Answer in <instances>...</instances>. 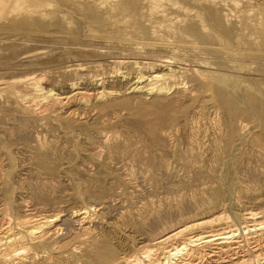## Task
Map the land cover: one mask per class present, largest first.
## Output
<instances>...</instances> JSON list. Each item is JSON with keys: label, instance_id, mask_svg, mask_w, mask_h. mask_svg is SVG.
Returning a JSON list of instances; mask_svg holds the SVG:
<instances>
[{"label": "rangeland", "instance_id": "obj_1", "mask_svg": "<svg viewBox=\"0 0 264 264\" xmlns=\"http://www.w3.org/2000/svg\"><path fill=\"white\" fill-rule=\"evenodd\" d=\"M14 3L0 0V227L60 214L61 229L41 246L2 241L6 264H98V250L130 264L156 239L217 215L170 244L244 222L257 230L241 236L264 241V0L246 5L249 24L262 17L248 31L231 2L162 0L174 21L155 33L145 19L106 28L107 11L76 10L75 0ZM162 58L172 61L162 71L175 69L156 84L167 90L129 92ZM33 77L58 93L71 82L95 93L96 79L117 93L34 115L24 104L38 96ZM203 245L188 252L214 247Z\"/></svg>", "mask_w": 264, "mask_h": 264}, {"label": "bare ground", "instance_id": "obj_2", "mask_svg": "<svg viewBox=\"0 0 264 264\" xmlns=\"http://www.w3.org/2000/svg\"><path fill=\"white\" fill-rule=\"evenodd\" d=\"M22 1L23 0H14L15 3L11 8L15 9L18 6L22 5L20 4ZM226 1L232 3L233 10H236L238 13L241 12L235 17L236 19H238L237 21L242 22L239 23L242 25L243 30H247V28H249L250 26L256 27L259 25L260 22L258 18L261 17L260 15L258 16V18L256 17H255L256 19L254 18L255 19L254 22L249 24L250 22L249 18L250 15L252 16V12H254L253 11L254 9L246 8V5L251 3L253 0H213L215 4L218 3L222 4L223 2ZM75 2L77 3L78 6L76 7V10H82L87 12L88 10L91 11L93 9L94 11L95 10L94 7H96L98 9L107 11V13L110 14L108 17L111 18V20L114 22L112 23L110 20V22L106 21L100 24L106 28H109V26L113 28L114 26L119 25L121 23L122 24L124 23V25H129L128 23H130V21L132 23L135 20L139 21L145 19V21H148L150 28L155 29L154 31L155 33L156 29L162 30V28H164V30H171L170 25L165 22L174 21V19L170 18L167 15V11L162 3V0H142V2L146 3L147 6L149 7L148 13L146 15L139 14V10L136 11L134 10L135 8H137V6L138 9L140 8L139 6L140 3H138L139 0H121V2L119 1L118 3H116V0H75ZM4 15H5L4 13L0 14V19H2ZM108 17L106 19H109ZM102 19L103 18L98 17V15L96 14L95 22L97 23L102 22L101 21ZM113 19H116L118 22ZM156 19L161 20L159 25L154 24ZM228 19L231 20V18L229 17ZM250 20L252 21V19ZM178 21L181 22L179 18ZM93 36L98 37L99 39L102 40L108 38L105 34L93 35ZM159 62L160 63H157L158 70L152 72L150 76L147 77L143 73H141L140 75L138 74L137 79H135L134 82L129 86V92L147 91L149 93H152L156 90L160 92L163 90H167V87L156 84L160 81L164 82L167 81L168 79H171L174 76L173 71H175V69L173 70L168 69L167 72L162 71L164 68L167 69L169 67V64L172 62L171 60H169V58H162L159 60ZM30 80L32 81L29 83L28 88L33 89L34 91L36 90L38 96L34 97L33 99L25 98L24 104H26L25 106L29 108L30 113L34 115H37L39 113H43L42 115H45L44 114L45 111L51 115L52 113L54 114L58 112V109H62V108H63L62 110H64V108L70 109L78 105L88 104L92 102L94 99L97 100L107 95L112 96L117 93L113 89L107 90L105 86H103L104 82L102 81V79H96V81H93V88L96 89V91L98 90L95 93L89 91V89L80 87L79 82L69 83L66 86L68 88L67 92L58 93L53 88H48V89L45 88L42 85L43 84L41 82L42 80L40 79L33 77ZM147 80H151V82L147 85L143 84L144 81ZM1 84L3 85L4 88L9 86L8 85L9 83L5 81L1 82ZM36 105H39L38 108L35 107ZM75 109L76 108H74V110ZM79 211H80L79 214L82 216V219L83 218L86 219V214L88 213V210L83 209ZM26 215L27 216H25L24 218L20 217L15 219L9 228L7 227L4 228L2 226L0 227V243L2 241L6 244L20 243L21 245L23 244L25 245V247L28 248L41 246L48 239L57 235L61 229L60 224L57 222L60 219L59 218L60 214H53V215L47 214L45 216L40 215L38 217L31 214L30 215L26 214ZM242 215L244 219L259 218V216H257L258 213L255 211H247ZM221 218H222L221 216L217 215L210 219H201L184 224L183 226L179 227L178 229H175L166 236L156 239L153 242L152 245L153 247L145 252L146 254H144L143 259L148 258L150 260V264H203L202 261L204 262V260L208 261L207 264H264V241L261 240L260 238L253 239V237H243L240 234V230L243 229H247L243 231L244 232L243 234H247L249 231H256L257 230L256 228H250L251 226H254V224L251 223L245 225L244 222V224L241 226L240 224H238L240 226L239 228L225 230L224 232L214 233V231H210L207 234L192 235L186 238V241L183 242L182 244L181 243L170 244L173 240L177 239L185 232H188L198 227H202L206 224H211L214 221L220 220ZM258 225L260 226L258 229L264 228V222H258ZM249 239L251 240L253 239L254 241L250 242ZM246 243L249 244L255 243L254 246L250 247L253 254H249L248 250L245 249ZM198 245H203V247L206 246L212 247L213 245L214 247H212L211 250L208 252L203 251L201 253L200 251L198 258L196 257L195 259L191 255V253L188 252V250L190 249L189 246L195 247ZM98 253H99L98 264H123L120 258L115 257L112 254L111 255L102 254V252H100L99 250ZM143 259L136 257L131 261L130 264H142ZM6 262H7V256L5 254H0V264H6ZM87 262L88 264H92V262L90 261Z\"/></svg>", "mask_w": 264, "mask_h": 264}]
</instances>
